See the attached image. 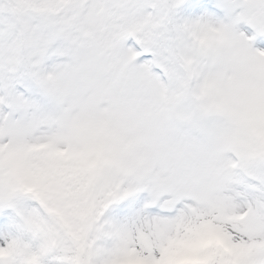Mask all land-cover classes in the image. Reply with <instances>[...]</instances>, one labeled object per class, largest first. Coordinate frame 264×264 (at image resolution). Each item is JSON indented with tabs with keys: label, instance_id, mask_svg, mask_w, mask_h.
Listing matches in <instances>:
<instances>
[{
	"label": "snow or ice",
	"instance_id": "1",
	"mask_svg": "<svg viewBox=\"0 0 264 264\" xmlns=\"http://www.w3.org/2000/svg\"><path fill=\"white\" fill-rule=\"evenodd\" d=\"M0 264H264V0H0Z\"/></svg>",
	"mask_w": 264,
	"mask_h": 264
}]
</instances>
